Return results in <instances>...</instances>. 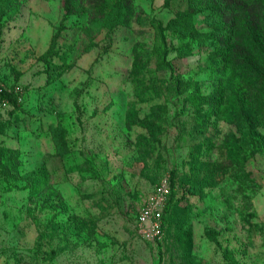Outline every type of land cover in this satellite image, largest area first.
Segmentation results:
<instances>
[{"label":"rangeland","instance_id":"374dc122","mask_svg":"<svg viewBox=\"0 0 264 264\" xmlns=\"http://www.w3.org/2000/svg\"><path fill=\"white\" fill-rule=\"evenodd\" d=\"M122 1L3 10L0 81L19 90L0 103V260L264 264V102L218 85L208 0ZM172 173L164 237L144 239Z\"/></svg>","mask_w":264,"mask_h":264},{"label":"trees","instance_id":"16d2710c","mask_svg":"<svg viewBox=\"0 0 264 264\" xmlns=\"http://www.w3.org/2000/svg\"><path fill=\"white\" fill-rule=\"evenodd\" d=\"M208 1V8L220 23L216 26L217 29L212 31L196 30L195 32L202 36L201 44L209 43L216 46L217 52L214 57L210 58V63L215 77L218 78V85L223 88L222 85L229 83V80L231 83L239 82L238 84H243L244 87L251 88L252 92L259 94V100L264 102V0ZM119 5L123 6L122 0ZM6 7L16 9L19 7L18 0H0V36L4 32L5 13L3 10ZM192 8L194 7L191 6L190 9ZM192 14L191 10H187L182 16L189 18ZM183 26L184 29H188L185 22ZM191 29L194 30L192 27ZM17 93L16 89L6 88L0 81V103L14 101ZM237 95L241 96V94ZM215 97H213L214 101ZM218 98L222 100L223 97ZM198 104H195V107L199 114L202 107ZM251 123L252 121L249 122ZM169 183L170 194L164 208L165 213L171 209L174 202V173L169 178ZM163 221L166 227L165 215Z\"/></svg>","mask_w":264,"mask_h":264},{"label":"built area","instance_id":"2783aa9c","mask_svg":"<svg viewBox=\"0 0 264 264\" xmlns=\"http://www.w3.org/2000/svg\"><path fill=\"white\" fill-rule=\"evenodd\" d=\"M169 194V177H164L160 181L156 191L141 208L136 220L137 231L144 239L150 241H161L163 239L165 234L163 210L168 201ZM0 264L5 263L0 260Z\"/></svg>","mask_w":264,"mask_h":264}]
</instances>
